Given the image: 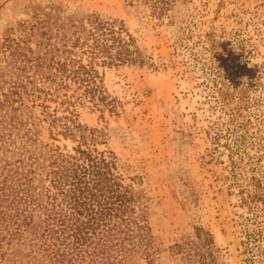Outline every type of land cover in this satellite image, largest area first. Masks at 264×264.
<instances>
[{
	"label": "rangeland",
	"instance_id": "obj_1",
	"mask_svg": "<svg viewBox=\"0 0 264 264\" xmlns=\"http://www.w3.org/2000/svg\"><path fill=\"white\" fill-rule=\"evenodd\" d=\"M91 15L123 24L142 56L140 63L99 67L113 111L76 107L78 121L96 129L93 146L114 154L122 182L143 205L151 242L134 263L264 264L262 205L240 192L257 179L264 193V85L243 109L262 131L241 143L211 95L212 74L190 55L191 48L203 52L198 39L212 31L236 50L244 46L246 64H264V0H173L164 13L142 0H0V90L47 86L50 56L63 58L64 45ZM54 46L59 50L50 51ZM40 118L37 110L34 122L13 129L10 149L0 150V159L17 158L21 149L35 155L37 179L48 168L49 147L76 144L53 136ZM206 232L211 255L190 261L186 250L198 248L197 233ZM22 256L10 252L0 264H33Z\"/></svg>",
	"mask_w": 264,
	"mask_h": 264
},
{
	"label": "trees",
	"instance_id": "obj_2",
	"mask_svg": "<svg viewBox=\"0 0 264 264\" xmlns=\"http://www.w3.org/2000/svg\"><path fill=\"white\" fill-rule=\"evenodd\" d=\"M142 1L158 13L173 4V0ZM80 23L72 44L61 50L63 58L50 56L47 66L52 71L44 76L47 86L34 84L28 89L18 84L0 90L3 153L14 143L13 129L34 122L37 110L53 136L76 143L70 149L49 147L48 168L41 179H37V157L24 155L23 149L17 151V158L0 159V258L14 252L22 253V258L33 264H135L134 256L148 251L151 233L140 210L139 195L122 182L114 154L93 146L96 129L81 124L76 111L78 105L113 111L115 100L99 67L140 63L142 56L134 37L117 20L91 15ZM185 38L186 33H182L178 39L183 46ZM198 41L203 52L191 48L192 63L212 74L211 95L231 116L236 139L246 144L250 134L262 131L243 109L257 100L251 93L264 85V64H246L244 46L236 50L212 31ZM259 138L264 143V135L259 134ZM260 184L255 179L250 188L241 187L240 192L243 201H260L264 213ZM197 237L199 249H187L186 255L190 261L200 258L203 262L206 254L212 253L213 239L209 232L197 233Z\"/></svg>",
	"mask_w": 264,
	"mask_h": 264
}]
</instances>
